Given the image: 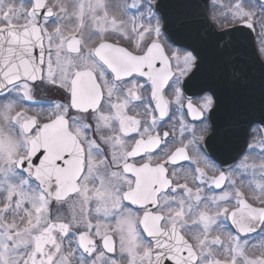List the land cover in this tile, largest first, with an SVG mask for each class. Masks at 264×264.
<instances>
[{
    "label": "snow or ice",
    "instance_id": "snow-or-ice-1",
    "mask_svg": "<svg viewBox=\"0 0 264 264\" xmlns=\"http://www.w3.org/2000/svg\"><path fill=\"white\" fill-rule=\"evenodd\" d=\"M214 10L264 44V0ZM221 28L197 0H0V264H264V64Z\"/></svg>",
    "mask_w": 264,
    "mask_h": 264
},
{
    "label": "flooded vegetation",
    "instance_id": "flooded-vegetation-1",
    "mask_svg": "<svg viewBox=\"0 0 264 264\" xmlns=\"http://www.w3.org/2000/svg\"><path fill=\"white\" fill-rule=\"evenodd\" d=\"M227 2H228V0H207V17L211 21V23L215 26V28L217 30H220L222 28H221V25L219 26L218 22H216L212 18V15L222 14V13L215 11L214 5L218 4V3L223 5V4H226ZM236 24L237 23H230V24H224V25H225V27H228V26H232V25H236ZM253 30H254V43H255L256 51L258 53V56L264 62V52L261 51V48L263 47V45H262V43H260V39L262 40V35L260 32L259 25L256 24V26ZM121 43L124 46H127V44H128V42L126 40L121 41ZM60 91L61 90H59L55 86L47 85V84H45L44 86L37 89L35 91V99H36L37 103L34 106L33 111L34 112H40L41 114H43V111H45L47 109V106L49 103L54 102V101H61L62 102V97L60 95ZM189 95H190V93H189ZM169 98L171 99L170 96H169ZM174 107H175L174 104L170 106V116L173 115L172 109H174ZM184 111L186 112V108ZM179 118H180L179 113H176L174 118L166 125V127L164 129V130L169 131L170 134L172 133V130L175 129V138L177 140H179V131H180V126L178 123ZM184 120H185V123H187L191 128V131L185 132V137L191 138L193 132H195L197 135H199V128H198L199 121L193 120L191 118V116H189V115H185ZM254 134L256 135V140L258 141V139H260L259 132L254 131ZM205 135H207V134H205ZM170 138H171V136H170ZM246 145H247V142H246ZM246 151H247V146H245V148L241 154H243ZM241 154H239L235 160L225 161L223 164H221L220 162L214 160L211 156H209L210 157L209 158V167L206 169V171H208V174L211 176L214 174H218L217 169L222 168L224 170H227L230 165H233L239 161ZM211 165H215V168L211 167ZM184 166L187 167L186 162H184ZM181 175H182V173H181ZM242 190L245 192L246 196H250L251 193H250V190H249L247 184H245V186L243 187ZM217 191H219V190H217ZM225 223L231 229L230 221H226ZM253 238L255 239V237H253Z\"/></svg>",
    "mask_w": 264,
    "mask_h": 264
},
{
    "label": "water",
    "instance_id": "water-1",
    "mask_svg": "<svg viewBox=\"0 0 264 264\" xmlns=\"http://www.w3.org/2000/svg\"><path fill=\"white\" fill-rule=\"evenodd\" d=\"M197 2L200 4V10L202 13L203 23L206 26V30H208L209 32L222 31L223 29L217 30L207 17V0H197ZM227 28L230 30H238L237 36L240 38L239 44L241 48V55L242 58L247 63H249L251 66H253L256 69H258L261 64H264L263 61L259 58L255 49L253 29H248L244 27L242 24L228 26ZM229 98L230 97L226 95V99ZM245 146H246V140L243 137L236 140L227 149L222 148L216 144H213L212 147L209 149V156H211L214 160L223 164L225 161L235 160L237 156L243 152Z\"/></svg>",
    "mask_w": 264,
    "mask_h": 264
},
{
    "label": "rangeland",
    "instance_id": "rangeland-1",
    "mask_svg": "<svg viewBox=\"0 0 264 264\" xmlns=\"http://www.w3.org/2000/svg\"><path fill=\"white\" fill-rule=\"evenodd\" d=\"M212 18L216 21V22H218V25L220 26L221 24H230V22L227 20V19H225V17H224V15L223 14H214V15H212ZM259 25V24H258ZM260 43H262V40L260 39ZM263 45V47H264V44H262ZM257 142H259V139H258V141Z\"/></svg>",
    "mask_w": 264,
    "mask_h": 264
}]
</instances>
